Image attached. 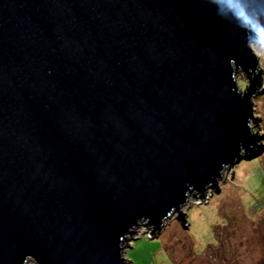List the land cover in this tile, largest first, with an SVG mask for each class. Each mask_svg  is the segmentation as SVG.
Masks as SVG:
<instances>
[{
  "label": "water",
  "instance_id": "95a60500",
  "mask_svg": "<svg viewBox=\"0 0 264 264\" xmlns=\"http://www.w3.org/2000/svg\"><path fill=\"white\" fill-rule=\"evenodd\" d=\"M256 34L216 0H0V264H129L185 226L262 149Z\"/></svg>",
  "mask_w": 264,
  "mask_h": 264
},
{
  "label": "rangeland",
  "instance_id": "374dc122",
  "mask_svg": "<svg viewBox=\"0 0 264 264\" xmlns=\"http://www.w3.org/2000/svg\"><path fill=\"white\" fill-rule=\"evenodd\" d=\"M264 70V35L257 34L249 44ZM241 89L246 85L237 73ZM264 81V75L262 76ZM257 134V155L234 164L217 180L218 192L207 189L198 203L191 195L182 208L187 224L177 220V213L163 222L161 229L147 239L150 229H135L124 256L129 264H264V88L253 97ZM255 134V123H251ZM225 177V178H224ZM194 194V193H193ZM196 197V196H195ZM204 200L206 202H204Z\"/></svg>",
  "mask_w": 264,
  "mask_h": 264
},
{
  "label": "clouds",
  "instance_id": "9594fccd",
  "mask_svg": "<svg viewBox=\"0 0 264 264\" xmlns=\"http://www.w3.org/2000/svg\"><path fill=\"white\" fill-rule=\"evenodd\" d=\"M243 30L264 35V0H216Z\"/></svg>",
  "mask_w": 264,
  "mask_h": 264
},
{
  "label": "trees",
  "instance_id": "16d2710c",
  "mask_svg": "<svg viewBox=\"0 0 264 264\" xmlns=\"http://www.w3.org/2000/svg\"><path fill=\"white\" fill-rule=\"evenodd\" d=\"M147 239H150V237H149V236H147Z\"/></svg>",
  "mask_w": 264,
  "mask_h": 264
}]
</instances>
